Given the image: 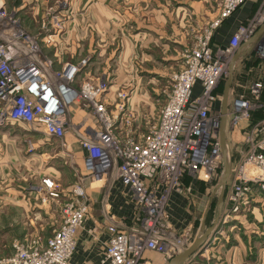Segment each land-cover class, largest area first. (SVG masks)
Masks as SVG:
<instances>
[{
	"label": "built area",
	"instance_id": "obj_1",
	"mask_svg": "<svg viewBox=\"0 0 264 264\" xmlns=\"http://www.w3.org/2000/svg\"><path fill=\"white\" fill-rule=\"evenodd\" d=\"M250 0H221L211 25L184 55L183 68L172 77V88L157 121L137 133L123 126L129 111V91L114 93L109 79L88 75L90 57L65 62L55 71V61L41 57V43L52 45L54 36L36 40L23 31L4 26L0 31V127L7 121L30 126L48 142L64 141L70 130L71 110L93 111L97 127L81 136L85 151L84 175L76 186L60 189L50 178L43 182L44 203L63 198L60 226L51 237L36 236L15 244L7 264H71L77 238L90 213L85 190L86 177L94 182L121 183L133 194L142 228H120L110 222V234L101 264H148L146 252L168 259L185 249L184 239L173 234L168 204L173 193H192L187 180L211 182L223 163L222 113L212 116L217 87L241 46L248 44L264 27V11L250 23L241 24L228 44H215L220 28ZM60 15L44 22L47 31H63ZM12 25L19 20L8 15L0 0V21ZM41 42V43H40ZM264 56V32L258 45ZM229 68V69H228ZM87 77V78H84ZM263 83L250 89L259 100ZM250 98L241 95L226 114L237 127L248 120ZM247 150L228 190L224 212L237 211L250 200L254 187L264 192V118L246 132ZM112 174V175H110Z\"/></svg>",
	"mask_w": 264,
	"mask_h": 264
},
{
	"label": "rangeland",
	"instance_id": "obj_2",
	"mask_svg": "<svg viewBox=\"0 0 264 264\" xmlns=\"http://www.w3.org/2000/svg\"><path fill=\"white\" fill-rule=\"evenodd\" d=\"M4 2L7 6L9 17L16 18L19 22L14 26L8 19L2 20L0 21V31L3 30L4 26H7L12 28V30L23 31L36 40L40 39V41H42L43 37L46 35L54 36L52 38L53 41H58L60 39L62 33L56 35L53 30L47 31L44 28V22L52 16L54 17L55 15L60 14L62 10L65 9L66 2L58 3L53 0H39L38 2H31V0H4ZM220 2L221 0H204L203 2L199 0H187V2L180 3L184 13H187L186 16L183 15L182 17V23L184 25L182 50H176L175 53L173 50L167 51L163 48H155L153 51L151 50L154 54V60L147 62L144 60V57L148 53L147 48H143L142 50L140 46H138L136 52L137 54L139 53V58L135 57L126 66H112L110 70L108 69L110 77L102 75V67L104 66L100 67L98 73L99 76L102 75L101 77L104 76L109 79L114 93H117V91L121 89L129 91V111L125 112L124 115L120 117V120L123 118V126L125 125L126 128H132L133 131L137 133H143L147 131L149 122L157 121V117L166 104L168 95L171 92L172 77L177 71L183 68L185 53L195 46L197 41L202 35H204L211 25V18L206 16V12L209 10V13H214L219 7ZM166 3L170 5L171 8L179 7L175 6V3L170 2L169 0ZM161 4L162 3H160V5ZM195 10H198V14H193L192 16L190 12ZM263 11L264 0H260L256 12L245 23H250L255 16L260 15ZM58 20L63 27L64 23L62 17H59ZM216 37L215 44H221V41H218ZM258 45L255 48L252 47L244 52L243 57L240 58V61L234 68L235 79L229 96L230 105L232 107L233 100L241 95H245L250 98L252 108L249 112L248 120L241 122L236 128H233L235 129L234 135L233 132L229 135L227 153L228 161L230 163L231 177L228 180L226 190H229L233 185L235 180L234 174L244 159L247 150V144L245 143V137L247 136L246 132L250 127L262 120L264 116V90L259 100L253 99L250 95L252 85L255 83L264 84V56L261 57L259 54ZM45 46L49 45H45L42 42L41 57L53 59L51 57V52L49 53ZM53 60L55 61V59ZM61 67L62 65L59 67L54 64L52 69L57 71ZM229 78V71H227L217 87V101L211 108L212 116L222 113L219 105H221L224 89ZM96 124L97 122L95 121L93 111L85 110L84 112H80L77 107H74L71 110L70 130L66 139L64 141L50 142L49 151L44 158L45 162L39 163V170L35 172L36 177L39 176V172H41L42 175L48 171L52 173L51 175L56 179L52 180L57 183L60 189L67 190L68 188L76 186L80 179L85 177V173L83 171V164L79 165L76 162V156H74V153L69 150L67 140L71 138L80 143L81 136L85 135L89 137L92 133V127L90 126L97 127L98 125ZM29 129L28 127H18L16 134L21 137L33 138V135H31L32 133L28 131ZM40 138H43V136L40 135ZM30 149H32L30 150L31 153L35 152L33 151L35 149L34 147H30ZM32 165H34V163L31 164V167H33ZM19 166L20 163L16 165V167ZM223 170L224 167L221 165L213 181L206 185L202 184L203 187L201 190L203 192L202 195L204 194V196L200 193V201L203 203L204 210L208 207L209 203L208 210L211 208L216 210L217 208V200L216 198H213V196L222 186ZM13 171V173L20 175L18 170ZM65 171L68 174L64 173ZM21 173V177L24 173L26 176L30 175L27 168ZM58 174L64 175H61L63 178H59L57 176ZM33 175L34 174L30 177ZM18 178L20 177H17L16 179ZM37 181L27 182L28 185H25L27 192L29 194L32 192L30 195L33 198L32 207L30 206L31 204H29L28 207L22 209H0V264H7V261L11 259L14 255L15 244L17 242L26 239L29 240L36 236L51 237L54 231L60 226V211L62 203H64L63 198H60L55 202L47 203L50 208L44 209L42 204L44 205L43 198L45 197V193L42 190L43 186H41V181ZM94 183L95 182L91 178L86 177L85 190L92 206L94 205V209L99 210L102 217V224L100 223L99 227L105 228V223L110 224L111 222L119 226L121 229L125 227L134 230L142 228L143 213L138 214L137 203L134 200L131 191L125 188H118L119 182L114 181V178H109L107 185L104 184V187L100 186L102 188L98 187L96 189V187L93 186ZM98 184L99 183L97 182L96 185ZM97 191H99V193H96ZM34 194L38 195L40 201L35 200L37 196ZM186 194H191L193 196L194 190H192V193ZM251 204L252 201L250 200L245 206H242L235 212H223L222 216L217 221L214 230H212L215 235L214 237L224 235L225 239L228 238L227 244L233 245L235 243L233 235H239L242 239L245 237V240H247L249 235L261 234L260 239H262V244L264 245V208L260 207L254 209ZM112 214H118L120 222L115 219L112 220L111 218H107V216H111ZM193 235V232L188 231V233H183V235L178 236L181 237V239H184L185 250L188 249L187 245L191 244V241L194 238ZM245 243L247 244L246 241ZM254 244L255 243L252 241L249 248L247 247V250L251 255L250 259H253V255L256 252V250H254ZM224 247L225 246H223L221 251L226 250ZM149 253L154 252L148 251L145 253L144 259L147 261ZM156 254L159 255L158 253Z\"/></svg>",
	"mask_w": 264,
	"mask_h": 264
},
{
	"label": "crops",
	"instance_id": "obj_3",
	"mask_svg": "<svg viewBox=\"0 0 264 264\" xmlns=\"http://www.w3.org/2000/svg\"><path fill=\"white\" fill-rule=\"evenodd\" d=\"M32 1L38 2L39 0H31V2ZM53 1L58 3L66 2L65 9L59 14L64 23L62 35L58 41H54V45L45 46L47 51L49 53L51 52V57L55 59V64L59 67L65 62L76 63L83 57H90L91 62L87 76H99V69L101 66H104L102 67V75L110 77L108 69L110 70L112 66H126L135 57L139 58V53L137 54L136 52L138 46H140L142 50L143 48H147L148 53L144 57V60L147 62L154 60V54L151 50L153 51L155 48H163L167 51L173 50L175 53L176 50H182L184 40L182 17L183 15L186 16L187 13H184L180 3L187 2V0H169L170 2H174L175 6H179L175 8H171L170 5L166 3L168 0ZM199 1L203 2L204 0ZM259 2L260 0L248 1L224 23L218 31L216 39L221 41V44H228L237 28L254 15ZM160 3L162 4L160 5ZM218 9L219 7L214 13H209L208 10L206 16L211 18L212 21ZM190 13L193 16V14H198V10L191 11ZM263 32L264 27L257 33L252 41L241 46L237 54L238 58L235 65L240 61V58L243 57L244 52L252 47L255 48L259 44ZM231 88L228 94L227 113L232 108L229 100ZM224 94L221 105H219L222 113ZM18 127L30 128L31 130L29 129L28 131L32 133L31 135H33V138L18 136V134H16ZM233 128L236 127L231 125L229 117L226 116L222 163L224 167L222 172L223 178L227 167L230 168L227 152L229 135L231 132H233V135L235 133V129ZM40 135H42L43 138H40ZM67 143L69 150L76 156V162L79 165L83 164L84 169L85 151L82 149L81 144L71 138L67 140ZM49 144L50 142L47 141L43 134L34 131V129L28 125L7 121L5 125L0 127V209H22L28 207L29 204H31L30 206L32 207L33 198L30 196L32 192L29 194L25 188V185H28L27 182L37 181L39 179L38 181H41V186H43L42 181L44 178L56 180L51 175L52 173L48 171L42 175L41 172H39V176L37 177L35 173L39 170V163L45 162L44 158L49 151ZM30 147L36 149L33 150L35 151L34 153H31L30 150L32 149H30ZM19 163L20 166L16 167ZM32 163H34V165H32L33 167H31ZM26 168L29 170L30 175L26 176L24 173L21 177V172ZM13 170H18L20 175L13 173ZM64 173L68 174L66 171ZM32 174L34 175L30 177ZM61 175L62 174H58L57 176L63 178L62 176L64 175ZM17 177L20 178L16 179ZM230 177L229 174L228 180ZM228 180L226 188L228 186ZM96 183L97 182L93 184L96 189L104 184H108L106 180L98 182V185H96ZM207 183L209 182L188 179L187 184H192L194 195L173 193L170 197L167 210L168 219L173 227V234L177 237L183 235V233H188V231L194 233L193 240H190L191 244L187 245L188 249L203 235L210 233L207 239L198 246L195 253L182 264H264V245L262 244V239H260L261 234L249 235L247 240H245V237L242 239L239 235H233V240L235 242L233 245L227 244L228 238L225 239L224 235L214 237L215 235L212 230L215 228L217 221L224 212L228 189L226 190L225 188L222 196L221 186L213 196V198L217 200L216 210L213 208L208 210L210 203L204 210L203 203L200 201L203 193L201 188L203 187L202 184L206 185ZM118 185L120 189L125 188L129 190L121 183ZM96 193H99V191ZM36 196L35 200H39L38 195ZM202 196H204V194ZM221 197H223L222 202ZM250 198L252 201L251 205L254 209L260 207L264 208V192L258 187H254ZM42 206L44 209L50 208L47 203H44V205L42 204ZM107 218H111L112 220L115 219L120 222L118 214L109 215ZM101 222L102 217L99 210L94 209V205L92 206L91 204L90 213L86 219L85 226L78 235L77 249L71 260V264H101L110 238V234L107 231L108 223H105V228H102L99 227ZM252 241L255 243L254 250H256V252L253 255V259H250L251 255L247 247L249 248ZM223 246L226 248L225 251H221ZM176 257L174 255L171 259H167L165 255L149 253L147 259L148 264H170Z\"/></svg>",
	"mask_w": 264,
	"mask_h": 264
},
{
	"label": "water",
	"instance_id": "obj_4",
	"mask_svg": "<svg viewBox=\"0 0 264 264\" xmlns=\"http://www.w3.org/2000/svg\"><path fill=\"white\" fill-rule=\"evenodd\" d=\"M237 58H238V55L234 58L233 63L231 64L230 78H229L228 84L225 88V94H224L223 113H222L223 118H222V126H221V128H222L221 129L222 130L221 139H222L223 148H224V134H225V122H226V114H227L228 94H229V90L231 88V85L234 81V65H235V62L237 61ZM229 174H230V168L227 167L225 176H224L223 181H222V196H223L225 188H226V184H227ZM222 198L223 197H221V202H222ZM208 234H210V233H207V234L203 235L201 238H199L194 245H192L184 253L180 254L175 259H173L170 264H182L184 261H186L190 256H192L195 253L198 246L207 239Z\"/></svg>",
	"mask_w": 264,
	"mask_h": 264
},
{
	"label": "trees",
	"instance_id": "obj_5",
	"mask_svg": "<svg viewBox=\"0 0 264 264\" xmlns=\"http://www.w3.org/2000/svg\"><path fill=\"white\" fill-rule=\"evenodd\" d=\"M263 118H264V116H263ZM263 118H262V119H263Z\"/></svg>",
	"mask_w": 264,
	"mask_h": 264
},
{
	"label": "bare ground",
	"instance_id": "obj_6",
	"mask_svg": "<svg viewBox=\"0 0 264 264\" xmlns=\"http://www.w3.org/2000/svg\"><path fill=\"white\" fill-rule=\"evenodd\" d=\"M228 162V161H227Z\"/></svg>",
	"mask_w": 264,
	"mask_h": 264
}]
</instances>
